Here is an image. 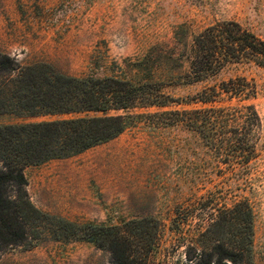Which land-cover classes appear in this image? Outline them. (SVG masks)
<instances>
[{
	"label": "rangeland",
	"instance_id": "rangeland-1",
	"mask_svg": "<svg viewBox=\"0 0 264 264\" xmlns=\"http://www.w3.org/2000/svg\"><path fill=\"white\" fill-rule=\"evenodd\" d=\"M224 21L264 40V0H0V55L23 67L44 66L73 78L159 83L175 100L236 78L256 87L251 103L261 128L257 157L247 169L239 165L236 172L226 154L206 149L197 131L168 126L170 117L161 115L198 110L200 104L137 107L111 112L138 116L117 139L73 158L28 167L32 203L79 225L138 230L149 242L155 237L157 250L148 264H192L194 242L211 214L247 199L254 211L253 261L264 264V69L232 62L204 82L189 83L188 77L194 37ZM73 117L0 114V126ZM239 134L244 137L242 127ZM0 264L113 263L110 252L92 244L30 231L25 243L1 255Z\"/></svg>",
	"mask_w": 264,
	"mask_h": 264
},
{
	"label": "trees",
	"instance_id": "trees-1",
	"mask_svg": "<svg viewBox=\"0 0 264 264\" xmlns=\"http://www.w3.org/2000/svg\"><path fill=\"white\" fill-rule=\"evenodd\" d=\"M242 61L264 69V40L235 21L215 23L194 37L189 83L204 82L227 64ZM43 68L23 67L10 56L0 55V114L19 118L74 116L0 126V257L9 247L25 243L30 231H35L57 240L92 244L110 252L113 264H148L150 253L157 250L155 237L149 242L138 230L127 233L118 226L79 225L50 216L32 203L27 190L28 167L79 156L117 139L137 123L138 116L111 112L200 104L198 110L161 115L170 117L168 126L182 125L197 131L206 149L219 156L226 154L236 172L239 165L247 169L257 157L261 120L251 103L256 87L246 78L204 88L188 100H175L162 92L159 83L73 78ZM241 127L243 138H239ZM211 215L210 224L194 242L197 256L191 259L192 264H254V211L250 202L242 199ZM147 242L151 250L143 255Z\"/></svg>",
	"mask_w": 264,
	"mask_h": 264
}]
</instances>
